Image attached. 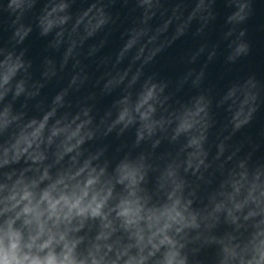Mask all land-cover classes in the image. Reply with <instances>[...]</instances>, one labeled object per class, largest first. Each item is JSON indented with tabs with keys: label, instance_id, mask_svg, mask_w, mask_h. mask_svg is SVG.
I'll use <instances>...</instances> for the list:
<instances>
[{
	"label": "clouds",
	"instance_id": "9594fccd",
	"mask_svg": "<svg viewBox=\"0 0 264 264\" xmlns=\"http://www.w3.org/2000/svg\"><path fill=\"white\" fill-rule=\"evenodd\" d=\"M262 15L0 0V264H264V127L244 135L264 80L210 72L253 55ZM184 40L178 70H152Z\"/></svg>",
	"mask_w": 264,
	"mask_h": 264
},
{
	"label": "water",
	"instance_id": "95a60500",
	"mask_svg": "<svg viewBox=\"0 0 264 264\" xmlns=\"http://www.w3.org/2000/svg\"><path fill=\"white\" fill-rule=\"evenodd\" d=\"M125 18H127L126 14ZM262 24H264V15L258 16L257 20L250 26L251 36L254 41L253 55L228 72L219 65L210 68L214 79L222 74L229 77H237L254 73L258 79L264 80V28H262ZM187 47L188 41H178L173 48L160 54L152 70L159 72L161 75L173 74L174 71L179 69V59ZM43 48L44 41L34 38L31 42L29 55L38 62ZM261 127H264V112L257 115L254 124L245 130L244 135H255Z\"/></svg>",
	"mask_w": 264,
	"mask_h": 264
}]
</instances>
